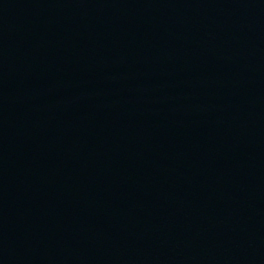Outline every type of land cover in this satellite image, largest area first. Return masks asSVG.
<instances>
[{
    "label": "water",
    "instance_id": "1",
    "mask_svg": "<svg viewBox=\"0 0 264 264\" xmlns=\"http://www.w3.org/2000/svg\"><path fill=\"white\" fill-rule=\"evenodd\" d=\"M0 264H264V0H0Z\"/></svg>",
    "mask_w": 264,
    "mask_h": 264
}]
</instances>
